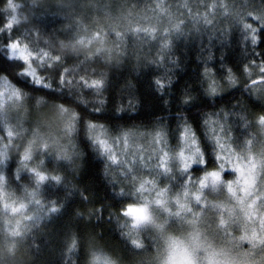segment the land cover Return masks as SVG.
<instances>
[{
  "label": "trees",
  "instance_id": "1",
  "mask_svg": "<svg viewBox=\"0 0 264 264\" xmlns=\"http://www.w3.org/2000/svg\"><path fill=\"white\" fill-rule=\"evenodd\" d=\"M18 1L15 0L20 24L9 30L11 37L0 34V57L7 60L4 44L10 38L19 41L20 46H28L29 51L38 49L33 53L39 57L45 53L37 65V75L53 88L18 84L22 62L0 60V92L8 88L19 95L21 108L11 115L16 120H28L21 124L22 131L33 128L31 119L42 115L47 120L61 107L75 113L78 119L73 122L69 140L70 160H45L32 151L42 164L40 170L49 177L59 176L60 182L49 180L39 186L38 212L42 216L34 226L27 225L9 257H0V264H93L99 259L109 264H148L165 247V240L159 232L143 228L145 225L134 229L132 222L121 216L128 203L138 202L137 196L127 195L130 180L121 182L122 177L110 168L91 136L90 125L101 128L108 137L161 132L168 150L179 152L184 143L180 133L187 124L208 161L203 171L196 169L191 175L197 179L207 171H216L219 162L214 157L219 149L213 143V133L219 140L220 129H229L225 138L238 147L246 140H254L261 130L257 119L264 115V103L246 87L250 80L240 79L246 66L253 70V66L264 64V28L258 26L251 34L231 27L226 38L216 34L186 38L174 35L163 39L164 44L169 43L163 54L157 49L161 40L148 38L152 42L144 46L134 42L123 55L107 60L102 55L88 56L93 45L79 46L80 50L66 46L71 41L65 30L68 10L57 7L64 0H29L32 6L25 0ZM148 1L119 0L130 4L128 10L135 14ZM9 4V0H0V26L10 18ZM115 8L122 12L125 9L120 4ZM242 10L249 14L264 11V0H245ZM56 57H60L58 62ZM44 63L49 65L47 71L43 70ZM68 71L74 77H68ZM60 74L77 83L70 88L60 87ZM81 77L89 82L98 80L100 86L85 87L79 83ZM235 79V84H228ZM208 80L216 88L225 86L224 91L210 94ZM5 132L0 123V137L5 138L0 141V152L8 155L0 163V173L5 176L7 197L15 199L32 189L35 179H27L26 170L21 169L20 151L5 149L4 144L9 143ZM20 146L23 150L24 144ZM225 175L228 178L230 174ZM139 202L144 203L143 195ZM50 206L58 211L51 212ZM134 242L139 243L138 248Z\"/></svg>",
  "mask_w": 264,
  "mask_h": 264
},
{
  "label": "rangeland",
  "instance_id": "2",
  "mask_svg": "<svg viewBox=\"0 0 264 264\" xmlns=\"http://www.w3.org/2000/svg\"><path fill=\"white\" fill-rule=\"evenodd\" d=\"M9 1L8 14L17 18L18 3L15 0ZM25 1L29 3L28 5H33L29 0ZM117 4L125 8L124 12L119 10L121 8H115ZM127 5L130 4L127 2L121 4L119 0H64V3L57 4V7L68 10L69 21L65 25V30L70 33L71 41L66 46L72 50H80L79 46L90 44L94 47L88 56L102 55L109 60L123 55L134 42L141 46L148 41L152 42L148 38L161 40L157 49L159 54H163L166 53V46L169 44H164L165 36L172 38L174 35H180L181 38H186L216 34L219 38H226L231 27L236 26L242 32L253 34L258 26H264V11L257 14L245 13L242 10L245 0H159L158 2L149 0L138 14L131 13ZM245 25H250L251 29H246ZM136 29H146L148 35L143 31L138 33ZM33 56L37 55L33 53ZM42 57L44 58V55ZM42 57H39L37 64L32 66L36 78H38L37 65L42 62ZM252 69H248L252 73L251 77L246 75L244 69L240 80L247 82L253 78L259 79L257 66H253ZM209 83L211 85L212 81ZM230 83L232 82L228 84ZM224 87L217 86V91H224ZM252 92L264 103V84L255 85ZM0 99V123L6 130V135L9 131L13 132V139L7 141L16 149L15 152L18 150L22 155L24 149H20V145L24 144V148L31 145L32 151L44 156L45 160L57 162L70 158L69 140L73 133L72 127L70 130L73 122L70 119L59 117L55 109L56 111L51 114L52 116H48L47 120L42 115L31 119L29 122H33V128L22 131L21 124L28 120L23 118L16 120V116L11 115L15 109L21 108L18 103L19 95L5 88L0 92ZM20 114L22 116L24 113ZM258 127L261 129L258 131L259 135H256L254 140H250L251 143H247L249 140H246L236 147L228 142L222 132L218 134L219 142H227V148L237 155L251 154L259 160L261 154H264V127L260 125ZM155 135V133L143 135L138 132L119 135L121 140L127 141V146L116 148L118 159L124 161L126 167L132 171L133 179L128 183V188L134 197L137 196L136 189L140 183L152 182L146 185L147 190L143 193L144 202L149 204L150 217L149 223L143 228L148 229L149 232H159L165 240V247L155 254L154 259L148 264H264V206L260 205V200L252 205L255 197L246 196L241 190L242 181L236 183L238 181L236 173H231L228 178L222 173L224 182L221 185L215 188L209 185L202 192L198 184L193 186L191 183H185L183 174L179 172L178 163L170 160V157L179 152H170L165 142L157 143L153 148ZM91 136L94 139L104 136L109 139L117 138L108 137L99 127L91 129ZM19 142H21L20 148H17ZM44 144L49 148L47 155L40 150ZM189 147L190 139L184 142L181 148L185 150L186 156L194 152V149L190 152ZM164 153L168 155L165 156ZM104 156L107 159V156ZM162 161H169L172 170L168 175H161L164 170L158 165ZM107 163L113 171H117V174L123 177L124 173L119 165H112L108 159ZM27 166L29 169L40 171L42 164L36 160L35 155H32ZM232 166V164L226 165L229 168ZM21 169L24 170L22 166ZM25 174L28 175L27 179L29 177L35 179L30 172L26 171ZM202 177L203 175L197 180ZM229 183L232 184V192L228 190ZM257 185L253 190L264 197V181L258 180ZM164 189L168 191L166 197L162 198L157 193ZM40 191V187L34 183L32 189L24 191L19 198L6 197L9 202L7 207H0L1 258L9 257L26 228L30 224L34 226L42 216V213L38 212ZM185 191L188 192V198L184 197ZM206 191L210 197L209 195L207 197ZM33 193L35 196L32 195ZM195 195L202 196L200 206H197L193 199ZM157 199H165L166 202L162 206H153ZM177 199L185 204L186 208L192 209L191 213L185 212L176 216L175 213L179 210L175 206ZM13 201L16 203L23 201L27 207L20 212L9 211V208H13L11 205ZM93 264L109 263L99 259Z\"/></svg>",
  "mask_w": 264,
  "mask_h": 264
},
{
  "label": "snow or ice",
  "instance_id": "3",
  "mask_svg": "<svg viewBox=\"0 0 264 264\" xmlns=\"http://www.w3.org/2000/svg\"><path fill=\"white\" fill-rule=\"evenodd\" d=\"M210 23V21H209ZM20 20H18L15 16H12L7 19L6 23L0 26V34H7V36L11 37L12 33L9 31L14 28L15 25H19ZM246 29H251L250 25L244 26ZM264 27V26H262ZM179 30V28H177ZM136 32L143 31L146 35H148V32L146 29H136ZM164 39H167V36L164 37ZM11 41V43H10ZM256 37L253 38V44H255ZM7 47H5L7 51V60H18L22 62L23 67L21 71L18 73V76L22 77V79L18 80V84H21L25 87H28L31 85L35 89H52L53 86L48 84L45 79L36 78L34 71L32 70V66L37 64V61L39 60V56H33V52H38V49L33 48L31 51H29L28 46H24L23 49H21L20 42L17 41L15 38H10L7 40V42L4 44ZM40 55H45V53H40ZM48 59L51 60L52 58L48 56ZM58 62L60 60V57L55 58ZM0 60L4 61V63H7V60L4 59V57H0ZM254 63V60H253ZM49 65L47 63L43 64V70L47 71ZM248 67H245V73L247 76L251 77L252 73L248 71ZM258 68V76L259 79H250V82L246 87H248L251 91L253 90V87L257 84H264V64L257 65ZM231 70H229V73ZM68 77H74V73L71 71H68L66 73ZM233 84H235V81H231ZM59 86L62 88H70L74 84L77 83V81L73 79H67L64 75L60 74L59 79ZM79 83L84 85L85 87H99L100 81L98 80H92L91 82L85 80L83 77L80 78ZM160 83V82H158ZM162 86V84H161ZM208 91L212 95H218L217 88L214 85H209ZM57 114L61 118H67L70 119L72 122H75L78 117L75 113L71 112L68 109H65L63 107L59 108L57 110ZM257 124L264 127V115L258 117ZM74 127V124L70 126ZM90 127H96V125H90ZM220 131L223 133L225 137H228L229 129L221 128ZM213 143L216 145V147L219 149V151L216 153L214 159L219 162V169L220 171H207L205 175H203L200 179H194L191 175L193 170L199 169L201 171L204 170L206 167L208 161L205 158V156L201 153L198 145L196 136L194 133L191 132V129L189 125L185 124L183 127V130L180 133V140L182 142H188L190 139V147L189 151L191 152L194 149V152H192L191 155L186 156L185 150L179 151L178 154L170 157V160L172 162H177L179 166V172L183 174L185 183H191L193 186L196 184L199 185L200 191L202 192L204 189H206L209 185H211L213 188H215L218 185H221L223 183L222 181V173H236L238 174V181L236 183H240L242 181L241 190L246 194V196L249 197H255L252 200V205L256 204L257 200H260V205L264 206V197H262L259 192H255L253 189H255L257 185V181L261 180L264 181V154H261V158L258 160L256 157H254L251 154H244L240 153L237 155L235 152H233L231 149H228L226 146V143H220L219 140L216 139V134L213 133ZM4 137H0V141L4 140ZM13 139V132L9 131L7 134V140L11 141ZM230 139V138H229ZM95 142L100 145L102 154L107 156L108 161L112 165H119V167L122 169L124 175L121 178V182L123 180H132L133 175L132 171L129 170L126 167V164L124 161H121L118 159V153L116 152V148L118 147H126L127 141L121 140L119 137L115 139H109L104 136V138H96ZM157 143H164V133L158 132L155 135V138L153 140L152 147H155V144ZM247 143H251V141H247ZM5 149L12 150L13 145L11 143H5L4 144ZM41 151L44 152L45 155H47L49 148L47 144L42 145ZM165 156H167V153H164ZM0 162L4 161L6 158H8L7 152H0ZM32 159V146L29 145L24 148L22 157L20 159V165L24 168V170L30 172L35 177V184L37 187L42 185L46 181H54L59 183L60 177L59 176H51L49 177L46 175L43 170L37 171L35 169H29L27 166V163ZM232 164V167H226V165ZM158 167H163V173L161 175H168L171 172V167L169 166V161H162ZM5 183V176L0 173V188H3ZM152 183L151 181H143L140 183L139 187L136 189L137 194V201L141 199V196L143 193L147 190L146 185ZM228 190L232 192V184L229 183L227 185ZM167 189L160 190L157 195L165 198ZM128 196H132L133 193L126 192ZM35 196V193L32 194ZM184 197L188 198V192H184ZM193 199L196 201V205L200 206V201L202 200L201 195H195ZM165 199H157L154 202L153 206H162L165 203ZM175 206L179 209L175 215L179 216L182 213L188 212L191 213L192 209L186 208L185 204L180 203V200L177 199ZM7 207V205L5 206ZM24 204H20L19 207H13L11 210L12 212H20L23 211ZM51 212L55 213L58 211V209L54 206H50ZM121 216L128 218V220L132 221V227L139 228L143 227L150 221L149 217V204L148 202L144 203H137L132 202L128 203L121 211ZM135 246L138 248L139 243L134 242Z\"/></svg>",
  "mask_w": 264,
  "mask_h": 264
},
{
  "label": "clouds",
  "instance_id": "4",
  "mask_svg": "<svg viewBox=\"0 0 264 264\" xmlns=\"http://www.w3.org/2000/svg\"><path fill=\"white\" fill-rule=\"evenodd\" d=\"M7 197V192L4 190V188H0V207H5L6 205H8V201L6 199ZM20 204H23V201H21L20 203H16L15 201L11 202L12 207H19ZM27 206L24 205V208H26ZM9 211H11V209H8Z\"/></svg>",
  "mask_w": 264,
  "mask_h": 264
}]
</instances>
